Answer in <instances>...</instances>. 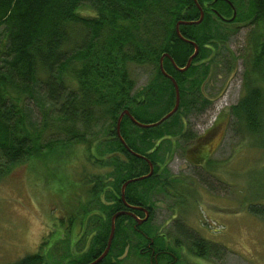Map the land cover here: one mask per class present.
Masks as SVG:
<instances>
[{"label":"trees","instance_id":"trees-1","mask_svg":"<svg viewBox=\"0 0 264 264\" xmlns=\"http://www.w3.org/2000/svg\"><path fill=\"white\" fill-rule=\"evenodd\" d=\"M196 1L203 9L201 21L179 24L178 30L197 44L198 52L190 65L180 70L178 67L185 65L194 46L177 35L176 23L199 18L194 0H0V180L38 152L64 155L75 144L83 145L85 158L96 166V170H84L87 180L81 182L85 200H81L79 209L65 216L64 229L68 232L73 229L81 210L85 215H81L70 244L84 236L82 230L79 232L81 223L91 232L93 216H100L107 233L96 231L94 241L98 247L94 249L88 244L85 260L83 251L78 255L70 253L74 258L69 257L68 264H86L106 245L113 212L109 203L113 201V167L111 170L105 164L115 161V147L116 194L124 180L148 174L149 161L153 172L131 181L125 193L131 195V201L143 204L157 200L154 195L182 194L170 207L183 214L186 207L183 192L193 189L185 187L183 177L170 175L167 163L175 152L190 163H201L199 153H192L188 147L194 146L196 150L203 145V136L189 126L186 116L202 113L210 105L212 100L204 94L202 83L213 69L219 49H225L224 42L232 34L229 25L245 18L247 11L250 15L247 25L251 28L247 49L244 45L239 54L243 66L241 94L230 107V114L235 117L233 130L249 137L252 146L264 149V0H249L251 7L244 6V11L238 8V0H228L237 10L230 20H223L211 9L222 16H226L227 10L231 16L225 0ZM164 53L170 56H163L161 61L167 75L159 67ZM230 56L227 70L232 69L231 63L238 58L233 53ZM136 67L149 68V75L139 86ZM169 76L179 90L177 110L159 124L148 127L138 126L124 113L117 134V119L123 110L138 122L151 123L173 107L175 91ZM99 127L105 130V135L97 139V143L104 140L107 154L102 157L97 155L99 145L93 142ZM210 157L205 158V167L214 172ZM194 173L202 184L214 188L210 181L213 182L215 172L206 177L208 182L202 178L203 169L195 167ZM95 204L104 213L94 212ZM249 209L263 216L264 207L257 203H249ZM124 219L118 217L116 226L124 227ZM174 223L186 239L195 242L190 245L200 258L210 257L221 251V246L225 247L224 242L218 245L217 240L208 244V240L196 236L186 225ZM114 240L97 264H118L111 256L120 255L125 244H115ZM135 245L139 249L144 244ZM157 245V259L163 264L166 247ZM12 264L48 263L42 253L34 252ZM147 264H150L148 255Z\"/></svg>","mask_w":264,"mask_h":264},{"label":"rangeland","instance_id":"rangeland-1","mask_svg":"<svg viewBox=\"0 0 264 264\" xmlns=\"http://www.w3.org/2000/svg\"><path fill=\"white\" fill-rule=\"evenodd\" d=\"M238 3V8L243 11L244 6L248 9L251 7L249 0H242V7L241 0ZM225 12L226 17H229V12ZM248 14L249 11L245 18L229 25L228 30L232 34L224 42L225 49H219L214 59L216 63L213 62V69L202 83L204 94L212 100L210 105L202 113L194 112L186 116L189 126L203 136L205 149L216 146L211 154L215 177L210 184L214 188L211 190L200 182V178L194 173L195 168L183 161L180 153L175 152L167 163L170 175L183 177L185 187L193 189L192 192H183L187 196L185 204L183 203L186 207L183 214L177 211L173 213L174 220L183 222L185 228L191 229V232L203 240H217L218 245L225 243L222 244L224 249L221 246V251L204 258L195 257L194 248L190 244H184V249L175 247L181 261L186 264H192L194 260L196 264H264V211L261 210L263 216H260L248 210L249 203L264 207V149L252 146L249 137L233 130L235 117L230 114V107L237 103L241 94L243 66L239 54L241 48L244 45L246 47L251 28L246 25L250 16ZM232 53L238 58L231 63L232 69L227 70L226 65ZM147 69L149 70L148 67L135 68L138 86L149 75ZM104 135L105 130L99 127L93 137V142L99 145L96 149L102 152L97 154L99 157L107 154L104 140L97 143V139ZM75 145L70 153L64 155L37 151L30 160L15 166L0 180V264H12L22 256L34 252L42 253L48 264H64L69 257L74 258L70 253L78 255L81 251L85 260L88 252L83 238L85 234L76 243L69 242L70 237L72 239L78 231L77 224L85 212L78 211L74 227L69 232L64 229L67 221L65 216L76 210L81 200H85L82 182H86L87 178L83 176V172L87 168L96 170V166L85 158L83 145ZM115 161L112 164L106 161L105 164L110 169L113 167L111 178L115 177ZM203 174L201 177H205L208 182L209 175ZM186 180L191 181V184ZM154 197L158 198L153 200L156 221H171V226L173 221L168 217L172 210L170 205L180 200L182 194H160ZM93 206L94 212L104 213L97 204ZM174 207L176 208L175 204ZM91 220L94 228L90 230H106L100 216H93ZM168 228L171 233V228ZM95 231L91 234V247L94 249L98 247L94 241ZM135 240L136 237L128 228L117 227L116 244L125 245L120 255L111 256L112 260L118 264H147L148 253L138 256L141 253Z\"/></svg>","mask_w":264,"mask_h":264},{"label":"flooded vegetation","instance_id":"flooded-vegetation-1","mask_svg":"<svg viewBox=\"0 0 264 264\" xmlns=\"http://www.w3.org/2000/svg\"><path fill=\"white\" fill-rule=\"evenodd\" d=\"M227 4L230 6L229 8H231V16H229V17L222 16L221 14L216 12L215 9L211 8L213 10L212 12H215V14L219 15L220 18H222L223 20L232 19L236 15L237 10L235 9V7L233 6L232 3L229 4L227 2ZM247 24H248V22L246 23V25ZM205 146L206 145L203 142V145L197 147L196 150L195 149L193 150L194 146L188 147V149H192V153H197V152L199 153L198 156H200L202 158L201 163L200 162L197 164L194 162L190 163V161H188L182 155H181V158L183 161L187 162L190 167L192 166L193 168H195V167L201 168V169H203V173L208 174V175H213L212 170H208V168L205 167V162H206L205 158L208 156L210 157L212 151L216 148V146H210L209 148H206V149H205ZM188 151H190V150H187V152ZM113 156L115 157V160H116V147H115V150L113 152ZM147 162L149 164V171L151 170V173H152L153 172V166H152L151 162H149V161H147ZM186 167L189 168L188 166H186ZM114 168H115L114 169L115 170V177L113 178V201L111 202L113 212H112L111 216L115 215V218H114V233L112 236L111 243H112L113 239L115 238L114 241L116 244V229H117L116 220L118 217L124 216L125 217V219L123 220L124 227L130 228L129 230H131V231L133 230V232H134L133 236L137 238V240L134 241L135 244H144V245H139V250H140V253H143V252L148 253L150 264H159V261L157 259V253L158 252L156 251L157 246H158L157 244H164V246L166 247V248H164L163 252L167 255V258L163 261V264H178L180 262L182 263L181 257L178 254L176 255V253L174 252V250H176L175 247L180 248V249H184L183 248L184 244H195V242L193 240H191V238L186 239V236L175 225L176 224V223H174L175 222V220H174L175 215L173 213H175L176 211H173V210L169 211L170 213L168 214V217L172 218V221H173V224H171V226H170L171 221L169 223V222H166V220H165L162 223H158L156 221L157 219H156V211L154 208V202L152 203V202L148 201L146 204L140 203L139 201L134 202V201H131V199H132L130 197L131 195L125 193L126 188L128 187V184L131 181H129L128 183H126L123 186V196L121 197L122 185L128 179L124 180L122 182V184L119 185L120 192L118 194H116V161H115ZM189 180H191V179H189ZM182 181H184V180H182ZM187 181L188 180H186L185 182H187ZM188 182L191 183V181H188ZM185 197H187V196H185ZM151 200H152V198H150V201ZM116 212H122V213H120L116 217ZM111 216H110V219H111ZM180 224L182 226L185 225L183 222ZM109 227H110V223H109ZM164 227H166V230H163ZM168 227L171 228V230H172L171 233L169 232ZM81 230H82V235L85 234L84 239H85V244L87 247V244H91V240H92L91 234L95 230H90L91 232L88 233L86 231L87 225L83 224V223H81V225H80V230H79L80 233H81ZM95 233H96V231H95ZM136 233H137V235H136ZM168 244H171V248L174 250H172V249L168 250V247H170ZM208 244H215V242L209 241ZM193 254H194V252H193ZM194 255H195V257H198V256H196V254H194ZM89 262H87L86 264H88ZM192 264H196L195 260L193 261Z\"/></svg>","mask_w":264,"mask_h":264},{"label":"water","instance_id":"water-1","mask_svg":"<svg viewBox=\"0 0 264 264\" xmlns=\"http://www.w3.org/2000/svg\"><path fill=\"white\" fill-rule=\"evenodd\" d=\"M226 1H227L229 4H231L230 1H228V0H226ZM194 2H195V4L197 5V7L199 8V11H200L199 18H198L197 20H179V21L176 23V33H177V35H178L180 38L184 39L185 41H188V42L192 43L193 46H194V51H193V53H192L191 55L188 56L185 65L182 66V67H178V69H180V70H185V69L190 65L191 60L193 59V57H195V55H196L197 52H198V46H197V44H196L195 42H193L192 40H189V39H187V38H184V37L180 34V32H179V30H178V25H179V24L199 23V22L201 21V19H202V17H203V11H202V8H201V6L197 3L196 0H194ZM163 56H168V57H170V56H169L167 53H164V54L161 55V57H160V64H159L160 70H161V72H162L163 74L167 75V74L164 72L163 68H162V63H161V61H162ZM169 77H170V76H169ZM170 79H171L172 82H173L174 91H175V101H174V105H173V107H172L168 112H166L161 118H159L157 121H154V122H151V123H141V122H138V121H136V120L130 115V113H129L127 110H123V111L119 114L118 119H117V124H116V132H117V134H119V121H120L121 116H122L124 113L127 114V115L130 117L131 121L134 122L135 124H137L138 126H140V127H148V126H154V125L159 124V123L162 122L163 120H165V119H167L168 117H170V116H171V115L177 110L178 105H179V90H178V86H177L176 82L174 81V79H173L172 77H170ZM150 173H151V170L148 172V174H150ZM148 174H146V175H148ZM146 175L139 176V177H135V178H131V179H128L127 181H125L124 184L122 185V188H121V197L123 196V186H124L126 183H128L129 181H133V180H135V179H140V178H142V177H144V176H146ZM120 213H122V212H116V217H117ZM114 218H115V215H112V216H111V219H110V231H109L108 238H107L106 245H105L104 249L102 250V252H101L96 258H94V259H93L92 261H90L88 264H97V263L100 262V260H102V258L107 254V252H108V250H109V247H110V244H111L112 236H113V233H114Z\"/></svg>","mask_w":264,"mask_h":264}]
</instances>
